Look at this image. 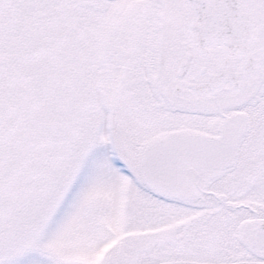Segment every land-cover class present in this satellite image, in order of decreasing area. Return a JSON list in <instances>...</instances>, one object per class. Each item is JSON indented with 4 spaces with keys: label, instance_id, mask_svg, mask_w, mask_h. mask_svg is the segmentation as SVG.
I'll use <instances>...</instances> for the list:
<instances>
[{
    "label": "snow or ice",
    "instance_id": "6c2138e0",
    "mask_svg": "<svg viewBox=\"0 0 264 264\" xmlns=\"http://www.w3.org/2000/svg\"><path fill=\"white\" fill-rule=\"evenodd\" d=\"M0 264H264V0H0Z\"/></svg>",
    "mask_w": 264,
    "mask_h": 264
}]
</instances>
